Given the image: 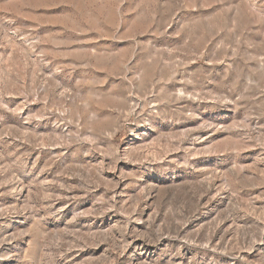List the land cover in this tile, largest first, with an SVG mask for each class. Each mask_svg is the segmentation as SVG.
Listing matches in <instances>:
<instances>
[{
	"label": "rangeland",
	"instance_id": "374dc122",
	"mask_svg": "<svg viewBox=\"0 0 264 264\" xmlns=\"http://www.w3.org/2000/svg\"><path fill=\"white\" fill-rule=\"evenodd\" d=\"M264 264V0H0V264Z\"/></svg>",
	"mask_w": 264,
	"mask_h": 264
},
{
	"label": "bare ground",
	"instance_id": "6f19581e",
	"mask_svg": "<svg viewBox=\"0 0 264 264\" xmlns=\"http://www.w3.org/2000/svg\"><path fill=\"white\" fill-rule=\"evenodd\" d=\"M135 264H139V263H135Z\"/></svg>",
	"mask_w": 264,
	"mask_h": 264
}]
</instances>
